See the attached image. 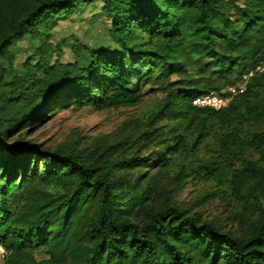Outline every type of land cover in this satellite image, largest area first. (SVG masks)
Returning <instances> with one entry per match:
<instances>
[{
    "label": "trees",
    "instance_id": "trees-1",
    "mask_svg": "<svg viewBox=\"0 0 264 264\" xmlns=\"http://www.w3.org/2000/svg\"><path fill=\"white\" fill-rule=\"evenodd\" d=\"M96 3L114 46L62 62L49 31ZM26 36L47 39L14 72ZM263 62L264 0H0L3 264H264V72L224 109L193 104ZM146 86L163 98L123 138H27L68 106H137ZM171 180L226 187L239 229L176 203Z\"/></svg>",
    "mask_w": 264,
    "mask_h": 264
},
{
    "label": "rangeland",
    "instance_id": "rangeland-1",
    "mask_svg": "<svg viewBox=\"0 0 264 264\" xmlns=\"http://www.w3.org/2000/svg\"><path fill=\"white\" fill-rule=\"evenodd\" d=\"M236 4L242 5V2L238 1ZM49 34V41L62 49L60 59L62 62L75 59L73 47L106 48L115 44L109 20L101 10L100 3L84 7L69 19L59 20ZM43 38L38 36L32 39L26 36L15 42L12 48L15 53L12 71H19L21 65L29 59L35 61L34 49L40 41L47 39ZM200 66V62H194L190 68L198 70ZM144 90L146 91L144 99L134 107L107 110L75 106L63 108L38 127H32L27 138L49 147L64 145L78 149L106 140L123 138L133 131V128L135 129L137 123L143 122L148 113L156 110L163 98V93L156 87L146 86ZM166 183L172 190V197L176 203L198 210L205 217L214 218L228 227L239 229L238 224H231L229 216L232 212H238L240 207L229 198L226 187L218 188L213 183H186L181 186L172 180Z\"/></svg>",
    "mask_w": 264,
    "mask_h": 264
},
{
    "label": "built area",
    "instance_id": "built-area-1",
    "mask_svg": "<svg viewBox=\"0 0 264 264\" xmlns=\"http://www.w3.org/2000/svg\"><path fill=\"white\" fill-rule=\"evenodd\" d=\"M255 72H264V62L257 65L253 71L244 74L234 85L226 86L220 90L197 96L193 99V104L200 108H210L213 110L226 108L236 96L247 89L249 79ZM6 255L7 251L0 243V264L4 263Z\"/></svg>",
    "mask_w": 264,
    "mask_h": 264
}]
</instances>
